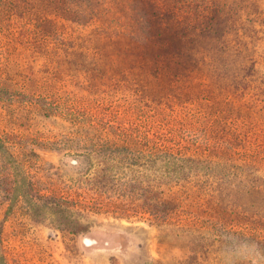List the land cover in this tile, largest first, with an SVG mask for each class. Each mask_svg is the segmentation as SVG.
I'll list each match as a JSON object with an SVG mask.
<instances>
[{"label": "rangeland", "instance_id": "rangeland-1", "mask_svg": "<svg viewBox=\"0 0 264 264\" xmlns=\"http://www.w3.org/2000/svg\"><path fill=\"white\" fill-rule=\"evenodd\" d=\"M0 264H264V0H0Z\"/></svg>", "mask_w": 264, "mask_h": 264}, {"label": "trees", "instance_id": "trees-1", "mask_svg": "<svg viewBox=\"0 0 264 264\" xmlns=\"http://www.w3.org/2000/svg\"><path fill=\"white\" fill-rule=\"evenodd\" d=\"M104 177H105V179H107L106 181H109V179H110L109 175L105 174ZM53 205L54 206H52V209H54V213H56L57 215L61 214L63 216V219H61V221H64L65 223L70 225L71 219H72V217H74V212L70 210V206H67V205L65 206L64 204H59V202H54ZM87 208H88V206H87Z\"/></svg>", "mask_w": 264, "mask_h": 264}]
</instances>
